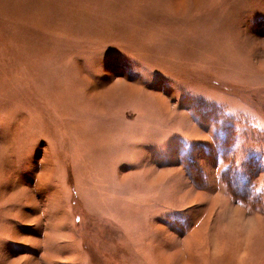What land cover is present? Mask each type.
Returning a JSON list of instances; mask_svg holds the SVG:
<instances>
[{
    "label": "rangeland",
    "instance_id": "rangeland-1",
    "mask_svg": "<svg viewBox=\"0 0 264 264\" xmlns=\"http://www.w3.org/2000/svg\"><path fill=\"white\" fill-rule=\"evenodd\" d=\"M0 264H264V0H0Z\"/></svg>",
    "mask_w": 264,
    "mask_h": 264
},
{
    "label": "bare ground",
    "instance_id": "bare-ground-1",
    "mask_svg": "<svg viewBox=\"0 0 264 264\" xmlns=\"http://www.w3.org/2000/svg\"><path fill=\"white\" fill-rule=\"evenodd\" d=\"M243 246V245H242Z\"/></svg>",
    "mask_w": 264,
    "mask_h": 264
}]
</instances>
